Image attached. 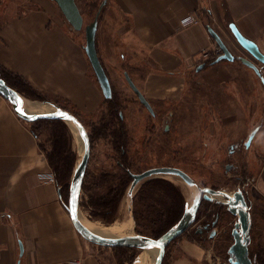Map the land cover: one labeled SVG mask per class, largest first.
<instances>
[{
  "label": "crops",
  "instance_id": "0c3cea01",
  "mask_svg": "<svg viewBox=\"0 0 264 264\" xmlns=\"http://www.w3.org/2000/svg\"><path fill=\"white\" fill-rule=\"evenodd\" d=\"M59 9L54 0H37L25 10L15 8L13 16L0 25V64L22 76L48 101L61 97L93 109L103 96L101 87L85 49L74 39ZM102 10L104 54L110 56L106 49L116 48L122 60L139 68L135 73L140 80L131 78L152 106L163 93L164 97L179 95L190 76L221 87L205 91L219 112L225 111L224 104L230 107L227 96L243 91L252 96L256 80L264 86L238 56L255 62L263 76L264 63L239 44L230 27L234 23L264 51V0H107ZM192 13L199 20L182 25L181 20ZM209 26L222 37L234 60L209 62L222 53ZM228 81L235 91L227 88ZM244 82L247 88L238 89ZM262 93L264 97V87ZM22 94L33 102L44 100ZM249 105L253 109L254 104ZM256 125L250 143L254 152L248 157L246 151L243 160L254 177L251 198L261 195L264 205V111ZM32 126L0 94V264H68L72 258H81L83 264H109L103 254L113 249L95 246L75 231L60 185L39 180L41 173L52 168ZM257 160L260 164L255 168ZM183 262L187 264L176 260V264Z\"/></svg>",
  "mask_w": 264,
  "mask_h": 264
},
{
  "label": "rangeland",
  "instance_id": "374dc122",
  "mask_svg": "<svg viewBox=\"0 0 264 264\" xmlns=\"http://www.w3.org/2000/svg\"><path fill=\"white\" fill-rule=\"evenodd\" d=\"M102 1L103 0H77L84 18V25L81 30L74 29L62 13V11L60 13L61 17L69 25V30L74 33V39L77 40L80 48L82 47L81 49H83V51L86 43L85 26L94 20ZM36 4L37 0H0V25H4L5 22L13 16L12 14H14L13 10H15V8L19 7L20 9L25 10L29 7L35 6ZM102 14L103 10H101L99 14V27L97 32L98 53L103 61L106 72L110 77L113 86V92L118 96L119 99L118 102L119 109L122 115V122L127 127L130 137L128 155L130 157V160L133 162L134 172H140L149 167H153L156 164H168L179 167H184L185 163L189 165L193 158H190L189 156L187 157L186 151L194 149L192 147L196 145L194 149L195 152H203V147H200L199 144H195V142H199L197 139L198 136H204L206 141H209V139L212 140L220 137L218 140L219 142L248 139L250 132L257 126L256 124L258 123L259 119H261L264 111V97L262 93V88L264 86L261 81L256 80V85L254 86L255 91L252 90V96H246L247 91H243L242 94L239 93L237 95L234 94L231 96H227L226 98L228 103L230 104V107H227V105L224 104L223 108L225 111L219 112L218 109L215 110V106L213 105V97L206 94L205 91L210 88L221 89V87L210 86L209 84L205 83L203 78H201L200 76H190L188 77L185 86L181 91H179V95H167L164 97L165 94L163 93L160 98L154 99L155 103L153 107L156 115H153L138 100L137 95L129 86L124 76V72L127 71L131 77L140 80L141 75H137L135 73L137 69L139 70V68L136 67V65L132 62H125L124 59L122 60L120 57V52L116 48L115 51L114 49H106L107 51L112 52L110 53V56L104 54L103 44L105 39L103 41V32L101 26ZM143 68H145V70L147 69L146 66H144ZM143 77L145 76L142 74V78ZM230 84H232L231 81H228L227 88L235 91V86H231ZM229 85L230 87H228ZM247 85L248 83L246 84L244 82L241 86L237 87L238 89H241L240 87L244 89L245 87L247 88ZM249 91L251 90L249 89L248 93ZM168 93L169 92H167V94ZM214 93L217 94V90H214ZM52 98L53 99L51 101H48L47 99H44L42 101L50 102V104L55 103L56 105L75 113L87 125L93 135L94 152L87 170L106 169L109 171H118L119 168L116 166V164L114 165L113 162L114 157H112V155L114 154V152L112 151L111 146L106 142L105 139L98 137L95 138L92 132V127L99 125L101 123L103 115L106 113L107 102L105 100L107 98H105L104 95L99 98L98 102L95 103V107L93 109H91L90 107H85L82 104L74 105L61 97ZM39 103L43 104V102ZM250 103L254 104L253 109L249 105ZM235 107H238L237 111L235 110ZM171 113H173V116L169 118ZM221 115H224L222 118V120L224 121L222 122L220 121ZM164 119H169L170 122V129L167 131L164 130ZM64 122L69 126L73 134V147L77 153V160H79L81 156L79 148L81 146V143L78 140L75 131L72 129V124L70 122ZM40 123L43 122L41 121L35 123L33 126ZM224 124H226V126H224ZM208 145L209 146L205 148V152L207 155V158L204 159L205 166L207 168L210 167L211 169L219 170V166H211V164L213 163L212 159L219 157L220 153L217 152V150L219 149L218 147H216V143H210ZM224 145H227V142ZM245 147V150L249 152L248 157L251 156L254 152V145L246 144ZM195 154L198 155V153ZM185 156L187 158H185ZM222 162H225V160H222ZM235 162L239 163L241 161L235 160ZM194 164H196V162ZM255 164L256 168L257 165L260 164V161H255ZM190 168L194 169L195 171V168L191 166V164ZM229 174H233V176H230V178L236 179V175L233 172H229ZM219 176H223L222 178H229V175L225 173L224 169L222 170V173L218 175V177ZM165 178L171 179L176 185L181 187V189H186L184 182L180 178L171 176H165ZM246 178L247 181L250 182V190L251 194H253L254 180L252 178L254 177L251 178L248 173V175L246 174ZM236 181L238 184V180ZM138 188L136 189L135 193L137 192ZM259 197L262 199L261 195H259ZM127 198L128 197L126 194L121 204V217L114 223L106 224L100 220H93L88 216V212L82 208L81 214L88 222L89 220L98 222L100 224H103L102 226L104 227H107L111 224L109 228H115L110 229V231L112 230L113 232H115V234L133 233L136 231V229L134 228V225L132 229L130 226V222H127L126 219H132L131 214L133 215L134 195L133 198L131 197V213L128 211ZM260 198H254L253 201L254 225L256 227V232L260 236L255 240L253 247H255V245H257L259 242L262 245V242L264 241V217H261L262 212L264 214V208H262L264 205L261 204L262 200H259ZM123 227L124 229H121ZM219 239L222 240L221 236ZM228 241H230V238ZM185 245L186 242L183 237L179 238L177 242L173 243L165 254L163 264H176V260L179 259L183 261L184 257L187 256L184 249ZM209 245H214V243H208L203 250L197 249L196 247L192 248L190 246L188 250H197L199 252L198 255L200 257V262L202 264H205V249ZM112 249L113 250H108V252H105L106 254H103V258L105 259V261L109 262V264H133L135 259L141 253V250L135 248L136 250L133 253L124 256L122 253H117L115 251V249L117 248ZM129 256L130 258H132V261H128ZM229 256L230 255H225L224 257V255H222V264H230ZM194 261H196V258H194ZM182 264L186 263L183 262Z\"/></svg>",
  "mask_w": 264,
  "mask_h": 264
},
{
  "label": "water",
  "instance_id": "95a60500",
  "mask_svg": "<svg viewBox=\"0 0 264 264\" xmlns=\"http://www.w3.org/2000/svg\"><path fill=\"white\" fill-rule=\"evenodd\" d=\"M66 19L70 22L72 27L76 30H81L84 25V18L81 13L80 7L77 0H54ZM107 0H103L100 8L95 16L94 20L85 26V35L86 43L84 46L85 52L88 56V59L92 65L96 78L101 87L102 93L105 98L109 99L113 96V87L109 75L106 72V69L101 61V58L98 53L97 48V32L99 27V14L105 5ZM231 30L239 44L250 52L254 58L264 63V51L260 48L259 44L246 37L234 24H230ZM210 33L216 40L217 44L221 47L222 53L216 58V61L221 59H230L234 60L235 56L230 51L227 44L224 42L219 33L212 28L208 27ZM238 58L247 66L251 67L257 75L260 76L262 81H264V76L260 67L247 58L244 55H239ZM203 64H200L197 68L200 69ZM125 79L127 80L129 86L133 89L137 95L138 100L149 110L151 114H155L154 107L151 102L147 99L143 91L137 86L133 81L130 74L124 72ZM0 94L7 98L13 106L14 111L17 115L29 122L31 125L41 122L43 120H62L66 122L73 123L77 126L79 130V141L83 144V153L80 156V159L76 161V164L73 169L71 176L69 195L67 202V209L69 212L70 219L72 221L73 227L78 235L85 241L103 248H124V247H133L139 250H143L151 247H159V252L157 256L156 264H163L167 246L178 236H180L194 221L197 210L201 203L202 194L206 199H214L215 196H221L226 198L224 202L228 205V209L237 215L238 221L236 223L235 232V241L230 247V253L232 254L229 258L231 264H255L249 256L248 243L250 241L249 231L251 228V218L247 210V203L244 196V193L240 190H237L235 193H231L224 189H215L212 187H201L196 181L188 174L185 170L177 166L170 165H161L153 166L147 169H144L140 172H134L128 169L129 174L132 177V180L127 189V197L133 195L136 189L146 180H149L154 177H177L185 182L193 192L191 202L185 209L184 214L174 224L169 230L159 237H153L146 234L138 233L123 235V236H113V237H102L94 235L87 231L79 219V212L81 211L80 207V196L82 190V184L87 172L90 160L94 152V138L87 127V125L73 112L62 108L55 103H51L56 110L53 112L41 113L31 115L25 111V104L30 100L25 97L21 92L15 89L13 86L7 83V81L0 76ZM47 102V101H43ZM50 103V102H47ZM258 127L254 128L247 139V145L251 143L253 137L257 132ZM132 200V199H131ZM241 227V231L237 228ZM23 249V247H22ZM142 252V251H141ZM139 258L137 257L133 264H137Z\"/></svg>",
  "mask_w": 264,
  "mask_h": 264
},
{
  "label": "trees",
  "instance_id": "16d2710c",
  "mask_svg": "<svg viewBox=\"0 0 264 264\" xmlns=\"http://www.w3.org/2000/svg\"><path fill=\"white\" fill-rule=\"evenodd\" d=\"M216 58H212L209 62L215 61ZM0 76L28 97L46 99L22 76L8 70L2 64H0ZM118 100L114 92L111 98L105 100L106 113L101 123L92 127V132L95 138H103L111 146L114 152L113 162L119 170H87L80 196V207L88 212V216L106 224L114 223L121 217V204L132 180L128 169L134 170L133 162L128 155L130 137L127 127L122 122ZM42 122L32 126V130L39 138V145L45 152L56 182L60 185L62 195L67 201L70 179L77 161V153L73 147V134L62 120ZM186 202L183 188L181 189L171 179L154 177L145 181L139 186L133 199L136 231L153 237L161 236L182 217ZM183 235L175 238L167 246L166 252ZM135 250L133 247L115 249L117 253H122L124 256ZM128 258V261H132L130 256ZM260 258L264 261V251Z\"/></svg>",
  "mask_w": 264,
  "mask_h": 264
},
{
  "label": "flooded vegetation",
  "instance_id": "af4514ba",
  "mask_svg": "<svg viewBox=\"0 0 264 264\" xmlns=\"http://www.w3.org/2000/svg\"><path fill=\"white\" fill-rule=\"evenodd\" d=\"M61 10V9H60ZM156 115V113L154 114ZM173 116V113L170 114L169 118ZM163 122L165 123V129H170V122L169 119H164ZM220 137L216 139H209V141L205 140V137L198 136L197 139L199 142H195V144H199L200 147H203V152H195L194 145L190 151H186V156L193 158L191 163L184 165V167H180L185 170L188 174L192 176V178L196 181V183L201 187H212L215 189H224L231 193H235L237 190H240L244 193L246 203H247V210L250 214L251 218V228L249 231L250 241L248 243L249 248V256L255 264H264V261L260 258V255L264 251V241L261 245L260 242L253 247L255 240L260 237L259 234L256 232V227L254 225V218H253V200L251 198V190H250V182L247 181L246 174L248 175V170L246 166V162L243 160V155H246V147L247 139L246 140H232L227 141V145H224L226 141L219 142ZM216 140V142H215ZM210 143H216V147L219 154L218 158L212 159L213 163L211 166H219L222 170H225V173L229 175V178L226 177L222 178L223 176H219L222 173V170L211 169L210 167H206L204 163V159L207 158L205 148L208 147ZM219 145V146H218ZM250 145V144H249ZM199 147V148H200ZM216 149V148H215ZM195 153H198L196 155ZM201 153V154H199ZM242 156V161L236 163L235 160L237 156ZM185 156V158H187ZM214 158V157H213ZM198 160V161H193ZM225 160V162H222ZM234 161V162H232ZM196 162V164H194ZM191 166L195 168L191 169ZM168 165V164H166ZM155 166H161L156 164ZM173 166V165H170ZM179 167V166H177ZM229 172H233L236 175L235 178L232 177L233 174H229ZM197 173V174H195ZM223 175V174H222ZM245 175V176H244ZM238 180V184L237 181ZM186 189L184 190V195L187 199L186 207L189 205L192 199L193 192L190 187L184 182ZM204 193L202 194L201 203L197 210L196 216L194 221L191 225L182 233L183 238L186 242L184 247L187 256L184 257V261L187 264H200V257L198 255V251L189 249V246L192 248L197 249H204V247L208 243H214V245H209L205 249V264H222V255H230V247L235 241V232L234 229L236 228V223L238 221V217L236 214L232 213L228 209V205L224 202L226 198L221 196H215L214 199H206L204 197ZM185 212V211H184ZM264 214L262 212V216ZM264 219V218H263ZM231 226V227H229ZM241 231V227L237 228ZM221 236L222 240L219 239ZM230 238V241H228ZM256 248V249H255ZM263 249V250H262ZM222 254V255H221ZM196 258V261H194ZM230 262V261H229ZM202 264V263H201ZM227 264V263H226ZM231 264V262H230Z\"/></svg>",
  "mask_w": 264,
  "mask_h": 264
},
{
  "label": "bare ground",
  "instance_id": "6f19581e",
  "mask_svg": "<svg viewBox=\"0 0 264 264\" xmlns=\"http://www.w3.org/2000/svg\"><path fill=\"white\" fill-rule=\"evenodd\" d=\"M44 104V106H43ZM43 104L39 103V102H31L29 101L28 103L25 104V111L27 113H30L31 115L34 114H41V113H47V112H53L56 110V108L47 102H43ZM72 124V129L75 131L78 140H79V130L77 128L76 125ZM80 148V155H82L83 153V144H81ZM80 159V158H79ZM127 203H128V211L131 213L130 209H131V196H129L127 198ZM131 218L133 219H129L127 218L126 221L130 222V226L133 229V221H134V217L131 214ZM79 219L81 220L82 225L84 226V228L89 231L90 233L94 234V235H98V236H102V237H113V236H123V235H129V234H135V232L133 233H125V234H115V232H113L112 230L110 231V229H114L115 227H111L109 228L108 225L107 227L102 226L103 224H100L98 222H93L90 221L89 222L87 220H85V218L83 217V215L81 214V211L79 212ZM123 224V223H122ZM121 226V224H120ZM123 226V225H122ZM121 229H124L121 228ZM117 230V229H116ZM142 252L139 254L138 258L139 261L137 262V264H156L157 263V256H158V252H159V247H151V248H146L141 250ZM73 259V258H72ZM70 260V259H69Z\"/></svg>",
  "mask_w": 264,
  "mask_h": 264
},
{
  "label": "built area",
  "instance_id": "2783aa9c",
  "mask_svg": "<svg viewBox=\"0 0 264 264\" xmlns=\"http://www.w3.org/2000/svg\"><path fill=\"white\" fill-rule=\"evenodd\" d=\"M198 20H199L198 16L192 13V14L185 16L181 20V22H182V25H187L193 22H197ZM221 50H222L221 47L217 44V51L221 52ZM38 177L40 181L56 183V177L53 171H50L48 173H41ZM68 264H83V260L81 258H73L68 261Z\"/></svg>",
  "mask_w": 264,
  "mask_h": 264
}]
</instances>
